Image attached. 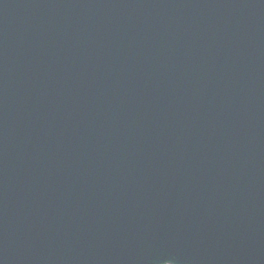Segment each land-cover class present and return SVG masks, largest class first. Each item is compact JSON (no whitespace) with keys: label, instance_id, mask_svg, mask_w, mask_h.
Listing matches in <instances>:
<instances>
[{"label":"water","instance_id":"95a60500","mask_svg":"<svg viewBox=\"0 0 264 264\" xmlns=\"http://www.w3.org/2000/svg\"><path fill=\"white\" fill-rule=\"evenodd\" d=\"M264 264V0H0V264Z\"/></svg>","mask_w":264,"mask_h":264},{"label":"bare ground","instance_id":"6f19581e","mask_svg":"<svg viewBox=\"0 0 264 264\" xmlns=\"http://www.w3.org/2000/svg\"><path fill=\"white\" fill-rule=\"evenodd\" d=\"M167 264H171V263H167Z\"/></svg>","mask_w":264,"mask_h":264}]
</instances>
